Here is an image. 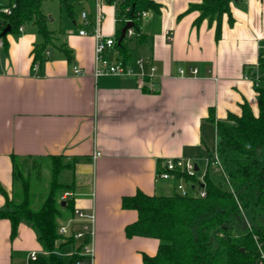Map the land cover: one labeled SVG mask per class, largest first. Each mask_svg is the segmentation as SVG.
<instances>
[{
	"label": "crops",
	"instance_id": "0c3cea01",
	"mask_svg": "<svg viewBox=\"0 0 264 264\" xmlns=\"http://www.w3.org/2000/svg\"><path fill=\"white\" fill-rule=\"evenodd\" d=\"M157 1L161 11H147L142 19L143 40L136 34L126 40L125 53L116 47L108 52L135 74L95 76L96 41L80 34L81 13L86 10L92 23L95 0H78L79 21L72 18L77 27L61 33L48 24L55 37L44 61L34 64V47L43 42L35 25L7 33L0 48V187L12 198L23 172L41 181L42 165L64 156L72 163L65 200L95 214L92 264H144V254L155 255L158 238L126 235L138 212L123 207V196L138 190L175 195V179L157 178L158 160L167 157L194 161L216 182L208 160L218 148V124H231L230 115H241L243 103L259 112V93L245 73L264 58V0H233L234 23L224 14L220 39L216 21L196 24L200 11L188 10L202 0ZM101 11L103 32L115 36V3ZM74 66L83 71L75 73ZM151 66L156 70L150 77ZM194 67L196 76L179 75L180 68ZM5 206L0 190V208ZM58 223L74 233L85 221L66 213ZM11 230V221L0 219V264H31L32 251L43 254L29 223L21 222L14 238Z\"/></svg>",
	"mask_w": 264,
	"mask_h": 264
},
{
	"label": "trees",
	"instance_id": "16d2710c",
	"mask_svg": "<svg viewBox=\"0 0 264 264\" xmlns=\"http://www.w3.org/2000/svg\"><path fill=\"white\" fill-rule=\"evenodd\" d=\"M15 2L12 14L5 16L2 27L11 25L9 33H19L20 26L33 23L43 38L42 43L34 47V64L45 60L49 46L54 42V32L48 27V17L44 12L47 0H9ZM61 9L71 18L76 15L78 0H58ZM233 0H202L191 4L190 10H199L200 15L195 20L199 24L208 19L210 24L216 21V38L222 35V20L228 14L230 24L234 23L231 12ZM116 5V21L118 27L115 34V45L125 53L126 36L118 42L123 27L132 22L140 40L142 13L144 11H161V3L157 0H107ZM130 20V21H129ZM2 32H0V37ZM7 35L4 36L6 39ZM6 45V42H5ZM69 59L72 57L68 53ZM259 66L264 68V58ZM250 66L246 69H252ZM259 96V112L255 114L248 103L242 104L241 115H230L231 124H218V153L221 158L229 189L214 182L205 173L202 182L200 176H189L178 171V180L184 179L189 189L186 195L180 192L171 196L148 195L138 190L133 195L122 198V205L138 212V219L125 228L128 237L146 236L160 240L158 252L155 255L144 254V264H259L260 243L264 249V85L256 87ZM64 156H52L51 188L40 207H33V199L27 186L23 198L14 200L0 187L6 197V206L0 208V219H9L12 224L11 236L18 234L21 222L29 223L37 232L38 239L48 255L40 254L31 264H65L63 255L56 249L67 244H75L74 235L66 236L59 232L58 219L66 213L74 214L73 199H58L59 189L71 185L58 182V176L72 163L63 164ZM26 185L28 182L25 183ZM194 184V186L192 185ZM233 190H231V188ZM204 190V197L198 194ZM65 202V203H63ZM243 216L248 231L234 233V219ZM250 227H249V225ZM86 234L83 241L68 264H90L88 259L79 253L83 245L89 242ZM63 247L62 249H65ZM60 253V252H59ZM68 257V256H67Z\"/></svg>",
	"mask_w": 264,
	"mask_h": 264
},
{
	"label": "built area",
	"instance_id": "2783aa9c",
	"mask_svg": "<svg viewBox=\"0 0 264 264\" xmlns=\"http://www.w3.org/2000/svg\"><path fill=\"white\" fill-rule=\"evenodd\" d=\"M96 1V11L95 14L92 16V23L89 19L88 12L86 10H83L81 13V16L83 18V21L85 23V27H83L80 30L81 35H92L96 41V47H95V54H96V68L94 71L95 76H102V75H127V74H135V72L129 68L126 63L122 60L113 61L108 57V52L114 47L116 39L115 36L106 35L102 30V19H103V13L101 11L103 5L107 3V0H95ZM16 7V3H11L9 0H0V32H3L4 29L2 27L5 25L4 18L7 15L12 14L14 8ZM147 11H144L142 13V16H146ZM130 21V20H129ZM89 22L92 25L91 29H88L87 25ZM20 32L24 31V26H20L19 28ZM2 35V34H1ZM136 35L135 30L131 27L127 30L126 36L131 37ZM5 35H2L0 37V48L5 46L6 39L4 38ZM137 65L139 68L143 69L144 61L143 59H138ZM261 66H255L252 69L248 70V72L245 73L246 78L252 80L254 82L255 87H260L264 85V68ZM156 70L155 66H151V74L150 77L154 75V72ZM83 70L79 66H74V72L75 73H81ZM143 74V72H142ZM198 74V68L194 67L191 68L188 72L185 68L179 69V75L181 77H193ZM99 155L97 153L95 156ZM208 164L210 166L217 167L221 170V172L224 175V178L226 179L227 183L230 185L229 180L226 176L225 169L223 167L221 158L218 153V149L214 151L210 159L208 160ZM180 171L183 172L189 176H200V180L204 182L203 177L204 173H200L197 165L194 161L189 159H184L180 157H167L158 160L157 165V178L160 179H175L176 180V187L178 192H180L183 195H186L189 193V189L187 185L185 184V181L183 178L180 180L177 179L176 173ZM194 186V184H192ZM231 188V187H230ZM231 190H233L231 188ZM198 194L202 197L206 195V192L204 190H199ZM70 195V192H66L62 197L63 199L67 198V196ZM74 215L78 217L79 219H82L85 221V223L82 226V230L76 231L74 233L70 232V228L68 225H61L59 227V232L66 236L74 235V237L78 240H82L86 234H89L90 240L86 244L83 245L82 251L79 253L81 256H84L88 259L90 264L93 263L94 258V224H95V214H87L83 212L82 210L76 208L74 210ZM72 220V219H71ZM249 225V223H248ZM250 227V225H249ZM258 244L259 248V264H264V249L260 243ZM39 256V253L37 251H32L30 253V260H36ZM79 264H82V262H78Z\"/></svg>",
	"mask_w": 264,
	"mask_h": 264
},
{
	"label": "rangeland",
	"instance_id": "374dc122",
	"mask_svg": "<svg viewBox=\"0 0 264 264\" xmlns=\"http://www.w3.org/2000/svg\"><path fill=\"white\" fill-rule=\"evenodd\" d=\"M46 9L48 12V15L51 16L48 17V24L51 27V29H55L57 30V32L62 31L61 33H63L64 31L69 29V26H75L77 27L74 23L72 18L64 11L61 9L59 1L58 0H48L46 2ZM81 11V7L78 8L77 10V15L75 16V21H79V13ZM77 21V22H78ZM33 24L27 23L26 24V28L28 30H33ZM62 161L63 164H69L70 162H68V160H66L65 158L60 159ZM54 164V160H52V158L50 159V161H48V163H45L44 165H42L41 168V181H36V179H34V177L36 178V176L33 177V175L28 178V174L26 172H23V179L20 180L18 179V191L16 193V195L18 196L19 199L23 198L24 196V190L23 189V181L26 182V179L32 180L30 184V182H28V184L26 185V188L28 186L29 190H30V197L33 199V207L38 208L41 206V204L43 203L44 199L47 197L48 192L51 188V182H52V167ZM70 167L65 168L62 173L59 174L58 176V182H61L63 185H67L69 184L70 180H71V174L69 172ZM213 169L211 171V174H216V178L215 181L219 184H221L224 188H228L229 189V184L227 183L226 179L224 178L223 173L221 172V170L217 167L213 166ZM31 175V174H30ZM36 183H35V182ZM69 192V188L65 187L62 189H59V193H58V199L61 200L63 199V194L65 192ZM15 195V196H16ZM14 196V197H15ZM12 197V199L14 200H19L17 197L14 198ZM234 233L236 234H241V233H245L248 231L247 226L245 224V221L243 219V216H238L234 219V229H233ZM60 243L63 242V247H66L65 249L62 248H58L56 249L57 253L60 254L59 252H62V254L66 253L68 251L69 248L72 249V251L74 252L77 248V243L75 244H67V240L66 239H61L59 240ZM59 251V252H58ZM73 252L71 254H73ZM43 255H48L47 251L43 250ZM63 259L65 264L69 263V257L63 255Z\"/></svg>",
	"mask_w": 264,
	"mask_h": 264
},
{
	"label": "water",
	"instance_id": "95a60500",
	"mask_svg": "<svg viewBox=\"0 0 264 264\" xmlns=\"http://www.w3.org/2000/svg\"><path fill=\"white\" fill-rule=\"evenodd\" d=\"M133 26V23L132 22H128L124 27H123V29H122V32H121V36H120V38H119V40H118V42L119 43H121L122 41H123V39L126 37V33H127V30L129 29V28H131ZM11 25L10 24H8L7 26H6V28L4 29V31L2 32V35H7V33H9L10 31H11ZM63 203H65V202H63Z\"/></svg>",
	"mask_w": 264,
	"mask_h": 264
}]
</instances>
